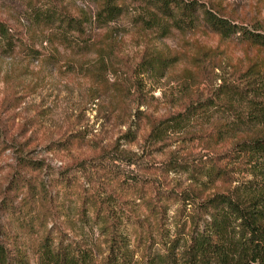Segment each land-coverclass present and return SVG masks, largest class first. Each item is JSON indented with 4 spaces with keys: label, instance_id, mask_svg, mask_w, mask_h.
Instances as JSON below:
<instances>
[{
    "label": "rangeland",
    "instance_id": "374dc122",
    "mask_svg": "<svg viewBox=\"0 0 264 264\" xmlns=\"http://www.w3.org/2000/svg\"><path fill=\"white\" fill-rule=\"evenodd\" d=\"M201 1L237 25L264 31V0ZM98 2L60 0L85 19L81 32L64 41L54 26L36 22L33 0H0V27L11 33L9 42L0 35V186L14 168L42 181L46 196L37 200L35 211L43 223L35 232L61 228L90 246L97 259L108 242L105 220L94 217L95 205L88 204L98 195L123 219L128 246L139 258L147 233L157 242L161 225L171 238L186 236L179 227L189 226V204L162 198L154 208L149 186L121 185L94 157L115 147L159 163L172 150H202V138L192 133H205L203 139L215 148L264 133L263 122L246 116L249 100L238 102L224 91L226 85L242 86L247 77L264 85V48L250 44L239 30L228 36L213 31L199 13L184 28L164 29L163 22L147 27L141 18L148 14L135 2L102 23L96 18ZM189 102L200 108L185 123H168L157 136L148 135L153 123L183 113ZM22 157L41 167L23 169ZM237 168L232 175L238 179L251 177ZM62 173L70 177L66 184L60 181ZM147 173L139 174L149 179ZM155 178L159 187L175 191L196 185L184 171L157 172ZM205 181L199 185L203 194L229 185L221 178ZM84 196L89 202L82 211ZM18 217H10L14 230Z\"/></svg>",
    "mask_w": 264,
    "mask_h": 264
},
{
    "label": "trees",
    "instance_id": "16d2710c",
    "mask_svg": "<svg viewBox=\"0 0 264 264\" xmlns=\"http://www.w3.org/2000/svg\"><path fill=\"white\" fill-rule=\"evenodd\" d=\"M98 1L96 18L102 23L122 14L127 2H135L148 14V17L141 18L147 27L163 22L164 29L184 28L199 13L213 31L228 36L239 30L250 44L264 48V31L237 25L201 0ZM33 2L32 13L36 22L46 27L54 26L60 39L67 41L70 34L81 32L85 19L72 14L60 4V0ZM0 35L9 42L11 33L7 27H0ZM224 91L238 102L249 100V103L246 102L250 111L246 116L253 122L264 123L263 83L257 82L254 77H247L242 86L226 85ZM249 93L251 98L247 97ZM185 108L183 113L176 112L153 123L148 135L157 136L168 123H185L200 105L189 102ZM204 135H191L202 138V150H172L159 163H150L143 154L135 155L115 147L101 149L94 157L100 166L114 173L121 185L136 188L149 186V200L154 208L162 198H173L183 207L189 204V226L187 229L179 227L185 232V237L177 235L171 238L164 233L161 225L159 240L156 242L152 233L148 232L143 251L139 258H135L122 230L123 219L111 212L107 200L93 194L88 204L95 205L94 217L101 216L105 220L108 232L105 253L97 259L90 246L70 237L61 228H56L53 233L51 228H39L35 232L33 228L37 223L40 226L43 223L37 221V200L42 202L46 188L42 181L37 182L25 171L14 168L0 186V264H264V133L239 136L222 148H215L211 140L203 139ZM221 138L218 135V139ZM117 162L124 163L126 169ZM19 164L23 169L41 167L37 161L26 157H22ZM236 168L246 171L251 177L238 179L232 175ZM145 171L152 175L149 179L139 174ZM170 171L187 172L196 185L180 191L159 187L155 178L157 172L167 174ZM69 178L62 173L60 181L65 179L66 184ZM205 178L212 181L221 178L229 185L223 190L203 194V187L199 185L207 183ZM19 195L22 196L20 203L17 202ZM37 195L39 199H36ZM86 202L89 201L84 196L82 211L86 210ZM158 212L162 213L160 207ZM16 215L22 217H18L14 230L10 217ZM127 219L130 223L135 221L128 215ZM34 222L35 225H32ZM31 232H35L34 238ZM156 245L161 251L156 249Z\"/></svg>",
    "mask_w": 264,
    "mask_h": 264
}]
</instances>
